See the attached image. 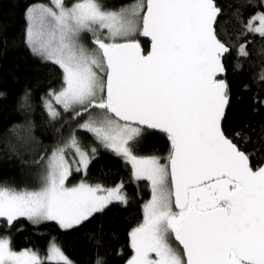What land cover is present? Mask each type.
Listing matches in <instances>:
<instances>
[{
    "label": "snow or ice",
    "instance_id": "6c2138e0",
    "mask_svg": "<svg viewBox=\"0 0 264 264\" xmlns=\"http://www.w3.org/2000/svg\"><path fill=\"white\" fill-rule=\"evenodd\" d=\"M221 14L216 0H136L118 9L104 0H49L25 10L26 46L61 73L59 90L50 88L41 100L48 121L59 123L63 114L82 120L77 129L130 164L134 180L149 182L151 199L129 233L127 264H264V161L254 164L242 147L247 134L230 137L223 127L232 96L225 64L231 49L216 28ZM241 23V35L264 39V12ZM140 38L149 39L147 51ZM237 55H249L246 43ZM258 80L264 83V69ZM30 100L25 91L20 107L30 109ZM253 103L264 107V98ZM150 130L170 142L163 162L135 154ZM13 132L21 142L35 140L31 121ZM98 147L86 150L73 131L50 152L22 160L38 170L36 186L0 185V220L8 227L20 218L34 226L54 222L67 231L114 202L126 205L123 183L68 186L73 173L87 175ZM46 260L72 264L55 242ZM0 264L45 259L32 249L13 250L11 238L0 235ZM96 264L106 262L98 256Z\"/></svg>",
    "mask_w": 264,
    "mask_h": 264
},
{
    "label": "trees",
    "instance_id": "16d2710c",
    "mask_svg": "<svg viewBox=\"0 0 264 264\" xmlns=\"http://www.w3.org/2000/svg\"><path fill=\"white\" fill-rule=\"evenodd\" d=\"M135 1L104 0L108 7L114 9ZM66 2L70 4L72 0ZM47 3L48 0H0V185L34 188L38 170L21 161L30 163L34 157L43 154L45 148L50 152L59 140L73 131L86 150L98 147L91 134L76 130L79 121L63 114V120L53 124L43 109L41 100L50 88L59 90L61 73L56 66L42 63L31 54L24 42V14L30 5ZM216 4L222 10L216 25L217 32L231 49L225 64L232 99L223 127L230 137L235 131H243L250 137V142L242 147L253 153V163L258 164L264 161V107L254 105L253 98H264V83L258 80L264 69V39L258 35H241V22L246 23L251 16L264 12V0H216ZM140 42L147 51L149 43L143 38ZM245 43L249 55L239 57L237 50ZM238 63L241 65L239 69L236 68ZM244 85L248 86L247 89ZM25 91L31 94L30 109H22L19 104ZM254 108L257 110L253 111ZM28 121H31L35 140L24 143L13 129ZM12 146L20 153L19 157L10 150ZM169 151L170 142L166 135L148 131L137 145L135 154L158 156L163 162ZM82 180L104 188L123 183L127 204H110L103 213H97L78 229L65 231L54 222L34 226L25 219H19L12 227L0 222V235L11 238L15 251L32 249L45 256L49 243L53 241L72 264H96L98 256L106 264H125L132 255L129 233L141 222L143 204L150 197L148 182L134 180L127 163L99 147L87 175L73 173L68 184Z\"/></svg>",
    "mask_w": 264,
    "mask_h": 264
},
{
    "label": "rangeland",
    "instance_id": "374dc122",
    "mask_svg": "<svg viewBox=\"0 0 264 264\" xmlns=\"http://www.w3.org/2000/svg\"><path fill=\"white\" fill-rule=\"evenodd\" d=\"M135 2H136V1H135ZM135 2H134V3H135ZM47 4H49V0H48V3H47ZM47 4H46V5H47ZM132 4H133V3H132ZM130 5H131V4H130ZM128 6H129V5H128ZM86 39H88V38H86ZM86 118H87V117H84V119H86ZM82 122H83V121L80 120L78 123H82ZM76 130H79V129H77V127H76ZM81 131H82V130H81ZM68 136H69V135H68ZM68 136H67V137H68ZM67 137H66V138H67ZM113 154H114V153H113ZM114 155H115V154H114ZM120 158H121V157H120ZM121 159H122V158H121ZM122 160H123V159H122ZM123 161H124V160H123ZM124 162H125V161H124ZM125 163H126V162H125ZM127 164H128V163H127ZM128 165H129L130 168H131V165H130V164H128ZM82 174H83V173H82ZM80 182H81V181H79V182H77V183H75V184H73V185H76V184H78V183H80ZM147 182H148V181H147ZM118 184H120V183H118ZM118 184H116V185H118ZM148 184H149V182H148ZM73 185H69V184H68V186H73ZM116 185H115V186H116ZM115 186H114V187H115ZM149 187H150V185H149ZM111 188H113V187H111ZM150 199H151V188H150V197H149L148 200H150ZM148 200H147V201H148ZM147 201H146V202H147ZM127 202H128V201H127ZM146 202H145V203H146ZM114 203H119V202H114ZM145 203H144V204H145ZM120 204H121V203H120ZM144 204H143V206H144ZM122 205H125V204H122ZM20 219H25V220H27L26 218H20ZM0 222H4V221H3V220H0ZM142 222H143V207H142V219H141V222H140V223H142ZM140 223H139V224H140ZM52 242H53V241H51V242L49 243V246H50V244H51ZM170 243H171L172 245H174V238H171V239H170ZM49 246H48V248H49ZM131 250H132V249H131ZM47 255H48V249H47V253H46V255H45V256H41L42 258L45 259V262H47V260H46ZM132 255H133V250H132ZM132 255H131V256H132ZM130 258H131V257H130ZM130 258H129V259H130ZM125 264H127V262H126Z\"/></svg>",
    "mask_w": 264,
    "mask_h": 264
},
{
    "label": "water",
    "instance_id": "95a60500",
    "mask_svg": "<svg viewBox=\"0 0 264 264\" xmlns=\"http://www.w3.org/2000/svg\"><path fill=\"white\" fill-rule=\"evenodd\" d=\"M145 41H147L148 43H149V46H148V49L150 48V41H149V39L148 38H143ZM150 131H152V130H150ZM152 132H156V133H161V134H164V133H162V132H159V131H152ZM165 135V134H164ZM175 240V239H174ZM176 243L178 244V242L176 241ZM179 245V244H178ZM180 247V246H179Z\"/></svg>",
    "mask_w": 264,
    "mask_h": 264
},
{
    "label": "flooded vegetation",
    "instance_id": "af4514ba",
    "mask_svg": "<svg viewBox=\"0 0 264 264\" xmlns=\"http://www.w3.org/2000/svg\"><path fill=\"white\" fill-rule=\"evenodd\" d=\"M174 238V237H173ZM173 247H175V248H177L178 250H180V247H179V245L176 243V241L174 240V245H173Z\"/></svg>",
    "mask_w": 264,
    "mask_h": 264
}]
</instances>
